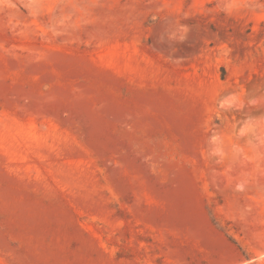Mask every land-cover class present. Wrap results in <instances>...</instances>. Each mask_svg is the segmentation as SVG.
I'll return each mask as SVG.
<instances>
[{"label":"rangeland","instance_id":"1","mask_svg":"<svg viewBox=\"0 0 264 264\" xmlns=\"http://www.w3.org/2000/svg\"><path fill=\"white\" fill-rule=\"evenodd\" d=\"M207 217L264 246V0H0V264H151Z\"/></svg>","mask_w":264,"mask_h":264},{"label":"crops","instance_id":"2","mask_svg":"<svg viewBox=\"0 0 264 264\" xmlns=\"http://www.w3.org/2000/svg\"><path fill=\"white\" fill-rule=\"evenodd\" d=\"M250 218L248 223L257 222L254 216ZM201 225L204 226L188 229L186 233L175 228L173 233L164 236L157 230V258L151 264H257L264 258V246L257 250L252 241L255 232L252 227L240 233L234 227H220L210 217ZM133 262L149 264L141 259Z\"/></svg>","mask_w":264,"mask_h":264},{"label":"bare ground","instance_id":"3","mask_svg":"<svg viewBox=\"0 0 264 264\" xmlns=\"http://www.w3.org/2000/svg\"><path fill=\"white\" fill-rule=\"evenodd\" d=\"M260 255V254H259ZM261 256V255H260ZM263 257V256H262Z\"/></svg>","mask_w":264,"mask_h":264}]
</instances>
